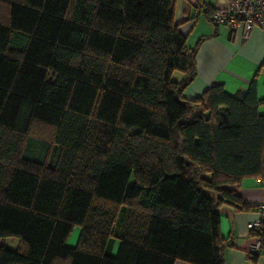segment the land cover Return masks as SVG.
I'll return each instance as SVG.
<instances>
[{
  "label": "trees",
  "instance_id": "1",
  "mask_svg": "<svg viewBox=\"0 0 264 264\" xmlns=\"http://www.w3.org/2000/svg\"><path fill=\"white\" fill-rule=\"evenodd\" d=\"M172 2L0 0V240L19 241L0 264H224L220 214L255 211L236 187L264 180V101L184 97L199 44ZM250 236L254 263L264 217Z\"/></svg>",
  "mask_w": 264,
  "mask_h": 264
},
{
  "label": "crops",
  "instance_id": "2",
  "mask_svg": "<svg viewBox=\"0 0 264 264\" xmlns=\"http://www.w3.org/2000/svg\"><path fill=\"white\" fill-rule=\"evenodd\" d=\"M225 4L226 0L172 2L173 21L186 38L187 47L199 44L195 57L196 78L183 95L192 100L201 96L209 86L218 84L227 95L233 96L246 91L253 82L257 101H264V33L253 28L245 38L240 26L234 29L215 27L211 15ZM259 108L258 113L264 115V105ZM236 193L255 211L237 213L230 208H223L219 222L220 234L223 239H230L233 246L224 252V264H264V254L254 263L246 258L247 251L257 240L250 236L248 225L264 217V180L244 179L236 187ZM116 249L114 243L111 255H115Z\"/></svg>",
  "mask_w": 264,
  "mask_h": 264
},
{
  "label": "built area",
  "instance_id": "3",
  "mask_svg": "<svg viewBox=\"0 0 264 264\" xmlns=\"http://www.w3.org/2000/svg\"><path fill=\"white\" fill-rule=\"evenodd\" d=\"M211 21L217 28L229 27L234 29L240 26L247 38L253 28L259 29L264 33V0H226L222 8H217L211 15ZM261 219L255 220L248 225L251 232L259 229ZM260 243L256 240L246 253V258L259 255Z\"/></svg>",
  "mask_w": 264,
  "mask_h": 264
},
{
  "label": "rangeland",
  "instance_id": "4",
  "mask_svg": "<svg viewBox=\"0 0 264 264\" xmlns=\"http://www.w3.org/2000/svg\"><path fill=\"white\" fill-rule=\"evenodd\" d=\"M173 79L178 80L179 75L174 74ZM261 108L262 107H260L259 109L261 110ZM77 234H78V229L73 230V232L71 233V235L69 236V238L67 240V246H69V247L75 246L76 239L78 236ZM73 243H74V245H73ZM0 247L7 249V250H10V251H16L19 248V241L16 238H7L4 240H0Z\"/></svg>",
  "mask_w": 264,
  "mask_h": 264
},
{
  "label": "water",
  "instance_id": "5",
  "mask_svg": "<svg viewBox=\"0 0 264 264\" xmlns=\"http://www.w3.org/2000/svg\"><path fill=\"white\" fill-rule=\"evenodd\" d=\"M220 115H221V116H224V113H223L221 110H220Z\"/></svg>",
  "mask_w": 264,
  "mask_h": 264
}]
</instances>
